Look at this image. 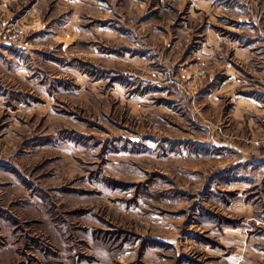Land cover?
I'll return each mask as SVG.
<instances>
[{"label": "rangeland", "instance_id": "obj_1", "mask_svg": "<svg viewBox=\"0 0 264 264\" xmlns=\"http://www.w3.org/2000/svg\"><path fill=\"white\" fill-rule=\"evenodd\" d=\"M237 48L223 110L264 0H0V264H264V186L211 187Z\"/></svg>", "mask_w": 264, "mask_h": 264}, {"label": "crops", "instance_id": "obj_2", "mask_svg": "<svg viewBox=\"0 0 264 264\" xmlns=\"http://www.w3.org/2000/svg\"><path fill=\"white\" fill-rule=\"evenodd\" d=\"M214 40L216 39L211 38L208 42L213 48H217ZM223 41L221 40L220 44ZM234 52L235 56L238 59H242V63L250 71H248V76L245 77V75H240L241 66L236 68L235 64L230 62L225 64L224 61H221L220 71H217V75L220 74L218 77H223L221 85H218L217 80H214V78L209 79L205 83L208 90L213 89L205 97L206 105L211 109L212 118L215 119L214 121L218 120L220 122L221 117L224 116V121H228L227 124L220 122L222 124L219 131L215 133L213 138H208L211 144L207 146V149L212 154L221 156L219 160L217 159L219 164L215 167L218 174H211V179H213L212 185L210 184L211 187L219 184L220 181H227L228 183L226 184H236L230 190H238L241 194L243 191L248 190L250 186L255 188L264 186V100L263 98H258L256 94L244 92L234 94L229 92L230 100L228 103L231 107L226 110L221 108L222 99L217 93H221L222 89L227 91L239 89L237 87H242V89H263L261 87L262 81L259 79V72L255 67H251L252 52L244 48H237ZM235 68L236 70H234ZM196 99L198 100V97ZM235 123L236 126L234 128L232 125ZM230 125L232 126L231 128H229ZM229 129H232V131ZM221 135L223 139L218 141L217 139ZM239 193L230 194L236 196ZM224 194H226L225 191H223ZM207 196H212V194L209 192ZM226 202L227 205L233 208L248 204L240 199L234 202L227 199ZM256 215L260 218L258 221L264 224V209Z\"/></svg>", "mask_w": 264, "mask_h": 264}]
</instances>
